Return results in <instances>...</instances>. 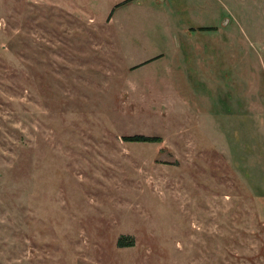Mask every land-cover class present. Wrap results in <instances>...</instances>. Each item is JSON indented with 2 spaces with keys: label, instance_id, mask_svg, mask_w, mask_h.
Listing matches in <instances>:
<instances>
[{
  "label": "rangeland",
  "instance_id": "rangeland-1",
  "mask_svg": "<svg viewBox=\"0 0 264 264\" xmlns=\"http://www.w3.org/2000/svg\"><path fill=\"white\" fill-rule=\"evenodd\" d=\"M0 264H264V0H0Z\"/></svg>",
  "mask_w": 264,
  "mask_h": 264
},
{
  "label": "trees",
  "instance_id": "trees-1",
  "mask_svg": "<svg viewBox=\"0 0 264 264\" xmlns=\"http://www.w3.org/2000/svg\"><path fill=\"white\" fill-rule=\"evenodd\" d=\"M159 136L157 135H144V134H124L121 135V139L124 141H158ZM117 245H125L130 244V241H127L125 237L122 235L117 238Z\"/></svg>",
  "mask_w": 264,
  "mask_h": 264
}]
</instances>
